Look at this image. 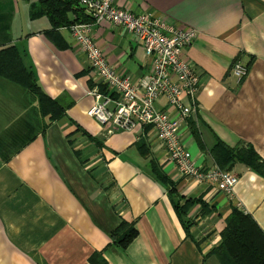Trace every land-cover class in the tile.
Listing matches in <instances>:
<instances>
[{
	"label": "crops",
	"instance_id": "0c3cea01",
	"mask_svg": "<svg viewBox=\"0 0 264 264\" xmlns=\"http://www.w3.org/2000/svg\"><path fill=\"white\" fill-rule=\"evenodd\" d=\"M38 1L0 0V49L15 46L46 95L65 110L51 121L34 95L0 77V264H220L210 252L221 243L233 207L264 233V176L234 162L230 171L238 182L231 195L176 179L163 148L146 142L140 149V126L108 132L87 115L93 103L88 62L68 28L50 36L48 18L31 17ZM117 4L197 32L183 53L200 74L197 111L181 125L195 164L217 165V140L232 148L251 146L264 161V0ZM92 37L118 72H148L143 47L119 26L96 24ZM236 60L248 67L240 83L231 70ZM155 106L179 117L164 97ZM151 162L175 184L176 196L201 199L212 209L203 215L201 204H192L187 231L174 209L175 195L156 179ZM121 221L137 230L125 249L110 238Z\"/></svg>",
	"mask_w": 264,
	"mask_h": 264
},
{
	"label": "built area",
	"instance_id": "2783aa9c",
	"mask_svg": "<svg viewBox=\"0 0 264 264\" xmlns=\"http://www.w3.org/2000/svg\"><path fill=\"white\" fill-rule=\"evenodd\" d=\"M75 1L91 18L90 22L68 27L74 45L84 54L89 66L91 87L87 93L93 103L87 115L108 127V132L131 131L140 126L151 147L165 150L167 159L174 164L176 179H194L231 195L237 176L217 165L197 166L182 140L181 125L197 111L196 94L200 85L199 72L183 58V53L197 32L174 26L147 12L133 13L119 6L117 0ZM102 22L119 26L143 47L149 61L146 74L134 77L118 72L109 64L92 37L93 26ZM231 70L237 83L248 73V67L237 60ZM162 97L178 111V118L156 108L155 103Z\"/></svg>",
	"mask_w": 264,
	"mask_h": 264
},
{
	"label": "trees",
	"instance_id": "16d2710c",
	"mask_svg": "<svg viewBox=\"0 0 264 264\" xmlns=\"http://www.w3.org/2000/svg\"><path fill=\"white\" fill-rule=\"evenodd\" d=\"M85 10L75 0H39L32 9L31 17L46 16L52 26L47 35L59 28H68L70 25L81 22H90L91 18L86 15ZM70 13L75 15L70 19ZM0 77L16 83L28 90L37 99L40 113L55 120L64 115L58 101L51 99L43 91L31 70H28L15 46H4L0 49ZM191 132L196 140H200L197 128L194 123L190 124ZM140 149L148 147L145 138ZM200 143V141H199ZM215 162L223 170H230L234 162H240L254 172L264 176V161L258 156L251 146L229 147L220 140H217L212 149ZM152 171L160 182L168 185L169 192L175 195L173 205L180 219V222L187 231L191 221L187 211L194 203H200L202 214L209 213L212 209L201 199H185L176 196V186L151 162ZM181 201H184L181 203ZM225 227L221 232V243L212 249L211 254L215 255L220 264H264V233L255 220L245 214L237 207H233L225 220ZM137 236V230L132 223L121 221L118 227L110 233L112 242L125 249Z\"/></svg>",
	"mask_w": 264,
	"mask_h": 264
}]
</instances>
